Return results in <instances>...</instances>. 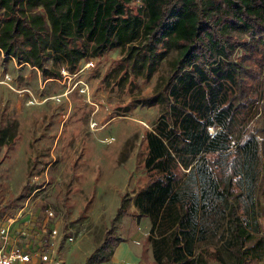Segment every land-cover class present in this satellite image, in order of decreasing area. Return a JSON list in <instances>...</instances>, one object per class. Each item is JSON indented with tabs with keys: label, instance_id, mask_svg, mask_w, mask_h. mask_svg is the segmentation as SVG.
<instances>
[{
	"label": "trees",
	"instance_id": "obj_1",
	"mask_svg": "<svg viewBox=\"0 0 264 264\" xmlns=\"http://www.w3.org/2000/svg\"><path fill=\"white\" fill-rule=\"evenodd\" d=\"M137 1L0 0V56L59 78L119 48L116 82L157 114L116 215L148 218L154 264H262L264 0ZM122 239L105 228L83 264Z\"/></svg>",
	"mask_w": 264,
	"mask_h": 264
},
{
	"label": "rangeland",
	"instance_id": "obj_2",
	"mask_svg": "<svg viewBox=\"0 0 264 264\" xmlns=\"http://www.w3.org/2000/svg\"><path fill=\"white\" fill-rule=\"evenodd\" d=\"M120 56L108 49L59 78L0 56V216L21 211L32 231L41 208L54 207L52 221L73 235L58 246L61 264H83L105 228L127 238L149 224L116 215L121 194L144 180L143 128L157 114L156 105L133 102L127 84L116 82L111 70ZM153 81L139 82V90Z\"/></svg>",
	"mask_w": 264,
	"mask_h": 264
},
{
	"label": "built area",
	"instance_id": "obj_3",
	"mask_svg": "<svg viewBox=\"0 0 264 264\" xmlns=\"http://www.w3.org/2000/svg\"><path fill=\"white\" fill-rule=\"evenodd\" d=\"M234 144V140L231 141ZM41 224L36 222L27 227L22 225L21 211L13 216H0V264H61L57 249L62 238L73 240V235L68 233L52 221L55 217V208L48 206ZM18 230L19 234L28 239L38 238L33 245L17 244L11 242L12 233Z\"/></svg>",
	"mask_w": 264,
	"mask_h": 264
},
{
	"label": "crops",
	"instance_id": "obj_4",
	"mask_svg": "<svg viewBox=\"0 0 264 264\" xmlns=\"http://www.w3.org/2000/svg\"><path fill=\"white\" fill-rule=\"evenodd\" d=\"M25 219H22V222L25 221ZM34 222H36V220H34L32 223ZM37 224H41V222ZM22 225L24 226L23 223ZM148 226L149 224H147L144 228L139 227L136 230H133L127 238L118 241L114 246L110 259L97 264H154L152 262L150 246L144 242V237L147 233ZM37 239L38 238H24L19 234L18 230H14L12 233L11 242L23 245L29 243L30 245H33L36 243ZM64 239L65 238L61 239L59 246Z\"/></svg>",
	"mask_w": 264,
	"mask_h": 264
}]
</instances>
